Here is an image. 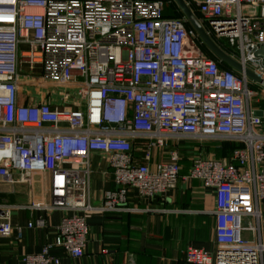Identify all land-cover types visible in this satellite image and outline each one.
<instances>
[{"label": "built area", "instance_id": "2783aa9c", "mask_svg": "<svg viewBox=\"0 0 264 264\" xmlns=\"http://www.w3.org/2000/svg\"><path fill=\"white\" fill-rule=\"evenodd\" d=\"M190 1L209 36L225 40L242 68L250 65L264 80L256 55L264 45V0ZM164 3L0 0V183L44 175L49 200L42 207L64 212L53 241L23 255V264H60L56 248L81 257L88 226L80 212L124 209L132 188L142 197L174 189L180 150L153 167L147 161L153 147L181 139L241 144L225 160L191 158L183 178L215 191L216 247L210 253L189 246L185 262L264 264V122L252 107L255 82L205 54L194 27L184 17L165 16ZM25 84L50 87L62 102L20 103ZM92 152L107 157L116 185L96 206L89 195ZM10 207L0 204V236L13 230ZM15 229L20 237L21 227Z\"/></svg>", "mask_w": 264, "mask_h": 264}, {"label": "crops", "instance_id": "0c3cea01", "mask_svg": "<svg viewBox=\"0 0 264 264\" xmlns=\"http://www.w3.org/2000/svg\"><path fill=\"white\" fill-rule=\"evenodd\" d=\"M184 1L190 8L191 1ZM178 9L180 10L179 7ZM221 66L227 65L222 62ZM253 82L255 96L252 107L254 103L255 110L263 116L264 122V86ZM23 87L24 94L21 93L19 96L20 103L62 102L57 95L58 92L50 87L30 84ZM187 141V139L169 141L168 153L151 155L148 164L153 167L160 161H167L169 152L174 149L180 150L179 153H183L180 154L181 157H185V150L186 152L188 150L184 148L187 147L195 156H210L224 160L229 158L230 154L223 156L215 154L214 150L220 148L222 141L206 140L219 142L216 143L218 146H215L214 150L206 148L198 151L186 145ZM202 141L205 140H198ZM133 153L139 161H144L140 158L144 154L140 147L134 148ZM189 158L187 157L188 160ZM190 161L180 162L181 173L174 189L152 197H142L137 189L132 188L127 192L124 209L102 213L80 212L85 215L88 226L84 253L81 257L72 258L60 249H53L52 253L60 256V264H187L184 257L189 246L203 248L213 253L216 247L212 212L215 208V191L213 187H206L197 179L183 178L188 172ZM7 184L0 183V186ZM7 186L8 190H5L7 193H0V204L11 206L10 221L13 230L8 236H0V264H23L21 261L23 255L37 253L43 245L53 241L56 227L64 212L58 209L46 210L42 207L49 200L44 175H33L30 183L25 184L26 194L20 189L11 191V184ZM115 188L112 168L107 157L102 153L92 152L89 156L91 204L99 205L104 192ZM33 203L39 204V207L33 208L31 206ZM259 208L264 213V201L259 203ZM37 219H44L45 226L36 227ZM28 222H32L33 226L28 227ZM16 227L22 229L20 237L17 236ZM259 228L264 244V219L261 220ZM244 236L252 237L248 231L244 232Z\"/></svg>", "mask_w": 264, "mask_h": 264}, {"label": "water", "instance_id": "95a60500", "mask_svg": "<svg viewBox=\"0 0 264 264\" xmlns=\"http://www.w3.org/2000/svg\"><path fill=\"white\" fill-rule=\"evenodd\" d=\"M177 6L180 8L185 20L192 26L197 32V35L201 42L208 48V50L221 62L227 66L232 67L235 70L245 72L246 76L252 80L261 83L264 86V80L253 73L249 69H243L242 65L236 60L232 59L224 50H222L209 36V34L204 30L199 20L196 18L192 10L188 7L184 0H174ZM256 55L262 58V63L264 65V46H261L257 51Z\"/></svg>", "mask_w": 264, "mask_h": 264}, {"label": "rangeland", "instance_id": "374dc122", "mask_svg": "<svg viewBox=\"0 0 264 264\" xmlns=\"http://www.w3.org/2000/svg\"><path fill=\"white\" fill-rule=\"evenodd\" d=\"M247 9L245 8V7H243V11H246ZM199 20V22L200 23H202L201 22V20L200 19H198ZM210 37H211V39L218 45V41H220V40H218V39H215L212 35H210ZM221 41H223V43L225 44V45H227V43L225 42V40H221ZM200 45H204L202 42L200 43ZM205 46V45H204ZM219 46V45H218ZM201 47V46H200ZM206 47V46H205ZM220 47V46H219ZM207 48V47H206ZM221 48V47H220ZM229 49H230V54H229V52H226L228 55H231V54H234V55H231V56H234V60L236 59L235 58V56H238V52H237V50H233V49H231L230 47H228ZM208 49V48H207ZM222 49V48H221ZM223 50V49H222ZM209 51V50H208ZM37 67V66H36ZM247 69H249V70H253V68L250 66V65H247ZM24 87H22L21 88V93L22 94H24V89H23ZM252 102H254V99H252ZM253 108L255 109V105H254V103H253ZM184 143H185V141H183ZM187 143L188 144H186V145H188V146H191V148H195L196 149V151H198V149H206V148H208V150H214V147L216 146H218L216 143H219V142H209V141H202V142H198V140L196 141V140H192V139H189L188 141H187ZM184 149H187L188 150V152H186V150H185V159H187V157H190L189 158V160H191V158L192 157H194L195 156V154H194V152L193 151H191V152H189V150H190V148L189 147H187V148H184ZM170 150V145H165L164 147H162V148H156V147H153L152 149H151V153H152V155H154V154H156V153H168V151ZM180 154H183V153H181L180 152ZM192 156V157H191ZM205 157H210V156H205ZM188 159H187V161H189ZM25 184H27V183H18V184H11V187H10V189H11V191H13L14 192V190L16 191V190H18V189H20L21 190V192H23V194H26V190H27V186H25ZM8 185V184H7ZM7 185H5V186H0V193H2V192H5V193H7L5 190H8V186ZM22 185V186H21ZM7 195V194H6ZM249 222H251V220H247V219H244V224L245 225H247Z\"/></svg>", "mask_w": 264, "mask_h": 264}, {"label": "trees", "instance_id": "16d2710c", "mask_svg": "<svg viewBox=\"0 0 264 264\" xmlns=\"http://www.w3.org/2000/svg\"><path fill=\"white\" fill-rule=\"evenodd\" d=\"M164 8H163V14L165 16H169V17H182L183 14L182 12L178 9V7L176 6L175 2L173 0H164ZM190 8L192 9L194 15L196 16L197 19H200V14L197 10V7L195 6L194 3H189ZM186 25L189 26L190 24L188 22H186ZM218 45L225 51V52H229L230 53V49L228 48L227 45H225L223 43V41H218ZM202 51L207 54L210 55L214 58H216L210 51H208V49L204 46V45H200ZM241 144H237L234 142H228V141H222L220 144V148L214 150L216 155H225V154H230L232 149L236 146H240ZM184 156H182L181 161H185L187 159L184 160ZM180 161V162H181ZM180 170H181V163H180ZM181 173V171H180Z\"/></svg>", "mask_w": 264, "mask_h": 264}]
</instances>
